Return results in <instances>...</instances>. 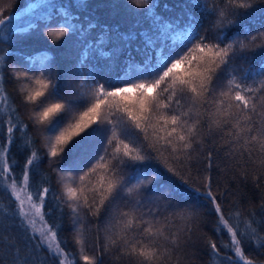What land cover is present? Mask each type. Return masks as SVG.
Segmentation results:
<instances>
[{"label": "snow or ice", "instance_id": "6c2138e0", "mask_svg": "<svg viewBox=\"0 0 264 264\" xmlns=\"http://www.w3.org/2000/svg\"><path fill=\"white\" fill-rule=\"evenodd\" d=\"M74 2L86 6L84 0ZM130 4L144 10L134 14L149 20L150 29L143 32V49H136L142 59L129 54L118 74L119 57L102 47L103 32L82 42L76 63L62 75L46 51L27 57L23 69L7 64L9 53L0 55V198L12 202L14 224L19 223L13 231L22 230L27 244L35 242L33 251L45 250L53 264H182L177 254L193 246L192 225L201 218L180 191L186 185L207 201L216 216L214 231L229 237L220 245L206 238L210 260L264 264L245 252L254 247L264 254V195L259 213L234 208L226 215L211 176L199 175L201 159L210 170L217 148L226 161L246 155L245 164L258 161L264 168V20L255 31L250 27L257 11L264 13V0H182L174 20L156 13L158 0ZM56 11L62 23L45 25L52 44L96 27L89 22L77 30L68 8ZM11 22L12 14L0 11V43H14L13 32L27 31ZM6 72L42 139L58 190L46 179L35 181L42 157L4 87ZM70 78H79L75 88ZM16 133L25 151L31 149L22 165L11 155ZM63 160L69 163L61 166ZM253 179L259 188L260 177ZM65 208L75 252L60 237ZM53 213L58 216L49 223Z\"/></svg>", "mask_w": 264, "mask_h": 264}, {"label": "trees", "instance_id": "16d2710c", "mask_svg": "<svg viewBox=\"0 0 264 264\" xmlns=\"http://www.w3.org/2000/svg\"><path fill=\"white\" fill-rule=\"evenodd\" d=\"M36 0H0V11L4 14H12V25L15 29L27 30L26 32H13L14 43H0V55L9 53L7 57V64L9 66L16 65L18 67L25 66L26 58L33 57L37 53L47 52L51 57V63L56 66V70L62 75L63 70L69 68L76 63L82 48V42L85 40H94L102 32L106 33L107 42L102 46L105 51L113 50L119 57L115 72L118 74L123 61L130 54L136 60L142 59V53L136 51L137 48L143 49L144 35L146 29H150V21L142 16H136L134 13L143 9H135L130 4V0H84L85 7H77L74 0H43L41 4L32 11L18 15L17 13L24 10L30 3ZM78 2V0H77ZM182 0H158L159 7L155 9L156 13L163 16L166 20H174L181 9L176 7ZM55 5L56 8L50 7ZM168 5L171 10H165L164 6ZM61 7L68 8L72 23L76 26L77 30L81 26L87 27L89 22L96 25L90 34L81 36L79 31L76 35L69 33V37L63 38L57 44H52L49 37L46 35L48 29L46 24H51L54 28H58V24L62 23L63 17L59 15L56 9ZM132 7V12L128 10ZM51 13L52 19L47 17ZM264 20V13L257 11L255 21L250 24V27L255 31L259 23ZM183 25V21L181 22ZM29 26H32L31 28ZM129 34L134 38L129 39ZM178 43V41L176 42ZM169 45L173 44L172 40L168 41ZM179 51V49H177ZM159 52H157V55ZM260 59L259 57L256 60ZM256 60L253 63H256ZM98 64H107V60H97ZM240 62L237 61L239 66ZM247 67V65H243ZM258 66V64H257ZM6 82L4 87L8 93L14 98L15 104L19 111L21 119L29 124V135L34 141L35 148L39 150V155L42 157L35 181L43 178L50 182L54 190L57 189V174L51 170L48 164L47 157L44 156L45 149L42 144V139L32 128L31 122L28 120L27 109L21 103L19 96L14 91L16 85L5 73ZM69 85L73 88L79 83V78H70ZM18 137L17 143L13 146L11 155L22 165L25 157L30 154L31 149L25 151L24 140L19 139L20 133H16ZM209 147H212L209 144ZM217 149H213L212 167L207 169V161L202 158L200 163V177L210 175L212 180V190L220 196V203L227 215L234 208H239L242 214L247 215L249 211L259 213L261 196L264 195V168L259 167V162H247L246 155L242 159L237 156L236 160L226 161L224 153L221 151L217 155ZM206 155V153H205ZM68 160L61 161V166H66ZM239 165L242 166H237ZM19 173V168H17ZM246 173V179L244 174ZM194 175L196 173L194 172ZM260 177V187H256V182L253 177ZM180 185V181L177 180ZM201 186L202 185H198ZM180 191L184 193L188 203L192 204L201 213V218L192 225V239L193 246H189L183 250V253H178L177 256L182 264H214V258L210 260L208 250L205 245L206 238H211L216 241L218 245L227 242L229 237L223 235L222 239L214 231L216 216L210 214L209 208L205 207L207 201L191 189H187L186 185H180ZM0 204L3 209L0 212V264H24L25 260L28 264H53L48 253L43 249H36L33 251L34 243L27 244L22 235V230L13 231V227L19 229V223L14 224V217L12 216V202L4 196L0 198ZM14 207V205H13ZM47 211V209H45ZM68 209L65 208L66 215L64 216V230L60 234L62 240L67 241L66 250L70 252L76 251V246L72 242L73 232L69 216L67 215ZM58 216V213H53L49 218V223H52ZM175 227L180 226V222H175ZM11 237V240L8 239ZM101 240L103 236L101 235ZM96 242V232L93 229L88 234L86 248L91 254L94 251ZM27 244V246H25ZM226 250L222 249V252ZM246 254L255 257L258 260L264 261V254L254 250V247H246ZM230 254V253H229ZM80 264H83L80 261ZM106 264H108L106 260ZM117 264H124L118 261Z\"/></svg>", "mask_w": 264, "mask_h": 264}, {"label": "rangeland", "instance_id": "374dc122", "mask_svg": "<svg viewBox=\"0 0 264 264\" xmlns=\"http://www.w3.org/2000/svg\"><path fill=\"white\" fill-rule=\"evenodd\" d=\"M42 1L43 0H36V1L32 2V3H30L24 10L20 11L19 13H17L16 16L24 15V14L32 11L33 9L38 7L41 4Z\"/></svg>", "mask_w": 264, "mask_h": 264}]
</instances>
